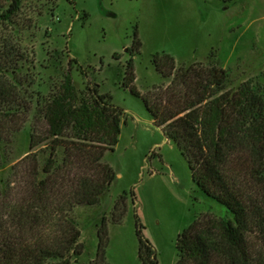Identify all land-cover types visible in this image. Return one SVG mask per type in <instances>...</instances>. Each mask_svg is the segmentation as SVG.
I'll return each mask as SVG.
<instances>
[{
  "label": "rangeland",
  "instance_id": "rangeland-1",
  "mask_svg": "<svg viewBox=\"0 0 264 264\" xmlns=\"http://www.w3.org/2000/svg\"><path fill=\"white\" fill-rule=\"evenodd\" d=\"M10 1L0 0V11ZM135 36L136 54L126 51ZM162 54L171 56L174 69H224L219 92L232 94L246 81L264 87V0H21L17 13L0 22V189L13 174L26 175V154L36 150L44 162L47 151L30 149V136L44 129L42 122L35 126L37 111L59 91L65 73L78 99L109 96L122 111L118 141L102 158L113 179L99 203L73 209L84 247L78 264L94 259L103 217L108 264H141L136 216L156 263L175 264L178 234L195 217L225 213L193 182L186 160L142 98L123 85L131 60L139 94L152 99L160 93L172 77L155 69L153 57ZM123 192L134 197L126 195L127 211L112 223Z\"/></svg>",
  "mask_w": 264,
  "mask_h": 264
},
{
  "label": "trees",
  "instance_id": "trees-1",
  "mask_svg": "<svg viewBox=\"0 0 264 264\" xmlns=\"http://www.w3.org/2000/svg\"><path fill=\"white\" fill-rule=\"evenodd\" d=\"M20 6L21 0H11L0 22ZM139 47L135 36L126 51L136 54ZM153 64L162 77H172L152 99L132 85L131 60L123 85L142 98L202 193L225 208L222 215L195 217L178 234L175 264H264V87L246 81L232 94L219 92L227 73L214 64L174 69L168 54L154 56ZM37 114L35 126L42 122L44 129L32 132L29 147L42 145L47 156L40 164L36 150L26 154L21 161L29 160L26 175L13 174L15 183L0 189V264H78L84 247L73 209L99 203L111 183L113 169L102 158L118 141L122 111L109 96L78 99L65 73L59 91ZM126 195L133 196H117L112 223L127 211ZM106 221L103 217L97 229L89 264H108ZM141 227L136 216L141 264H157Z\"/></svg>",
  "mask_w": 264,
  "mask_h": 264
}]
</instances>
